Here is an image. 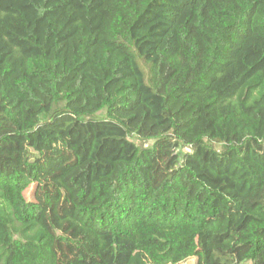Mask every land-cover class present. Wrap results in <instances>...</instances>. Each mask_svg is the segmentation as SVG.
<instances>
[{"label":"trees","instance_id":"obj_1","mask_svg":"<svg viewBox=\"0 0 264 264\" xmlns=\"http://www.w3.org/2000/svg\"><path fill=\"white\" fill-rule=\"evenodd\" d=\"M191 259L264 264V0H0V264Z\"/></svg>","mask_w":264,"mask_h":264},{"label":"rangeland","instance_id":"obj_2","mask_svg":"<svg viewBox=\"0 0 264 264\" xmlns=\"http://www.w3.org/2000/svg\"><path fill=\"white\" fill-rule=\"evenodd\" d=\"M132 141L136 142L135 139H132ZM137 144H139V141L136 142ZM32 191H33V186H30L25 192H24V197L26 198V200H30L31 199V195H32ZM195 260L191 259L188 262H186L185 264H194Z\"/></svg>","mask_w":264,"mask_h":264}]
</instances>
